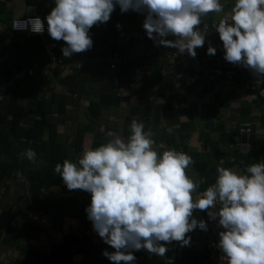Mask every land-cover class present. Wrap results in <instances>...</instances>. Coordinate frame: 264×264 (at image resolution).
Instances as JSON below:
<instances>
[{"label":"crops","instance_id":"obj_1","mask_svg":"<svg viewBox=\"0 0 264 264\" xmlns=\"http://www.w3.org/2000/svg\"><path fill=\"white\" fill-rule=\"evenodd\" d=\"M97 1L72 0V12L75 15L94 14ZM240 1L251 2L264 12V0ZM47 2L36 0V4L27 6L23 0H0V79H5L8 72L13 73L17 68L30 67L34 63L40 66L46 64L40 63L35 55V46L25 40L24 37L30 35L12 31L10 22L18 16L36 15L38 9L51 12ZM237 4V0H214L205 5L189 7L188 11L199 24L205 20L222 19ZM105 11L117 12L121 19L117 21L112 36H106L103 32V29L110 27L108 24L95 28L90 34L88 53L97 56L112 52L116 45L118 51L115 53L133 59L150 46L160 43L154 37L155 31L164 29L169 34L177 32L173 14L164 0H108ZM152 19H155L153 25L148 23ZM37 36L43 42L42 35ZM245 37L241 44L233 37L221 36L214 39L212 45H202V74L189 68L190 61L181 63L163 55L158 57L156 66L163 76L154 84V95L150 97L151 111L148 105L137 102L143 86L142 76L150 72V60H146V64L137 70L127 71L128 65H120V77L116 69L108 70L102 60L85 70L74 69L68 64L52 72L38 70L35 77L22 76L21 85L25 94L18 97L17 102L28 110L35 106L36 99L42 100L44 109L49 111L47 120L65 153L71 154L76 131L84 132L91 125L95 130L84 136L86 151H91V142L98 137V133L106 130L108 151L105 154L111 159L118 158V149L124 148L127 142L131 148L144 152L138 172L150 181L149 203L154 217L168 213L183 215L186 207L196 206L192 204L198 195L195 185L204 181V176L194 161L199 154L205 155L209 163L216 166V176L226 189L228 200L222 211L225 214L228 211L230 218H236L239 225L248 230L244 236L246 241L257 243L264 238V27L255 28L252 36ZM69 86L75 88L72 93L68 91ZM101 92H117L121 96L120 105H102L98 118L88 115L89 101L95 100ZM154 98L156 101L153 102ZM6 107L7 104L3 103L0 111L4 113ZM142 109L144 117L135 118L133 114H141ZM151 113L153 121L149 120ZM9 115L7 111L5 120H0V130L6 129ZM40 118L39 114L34 113L22 118L10 135L9 142L0 148V162L11 163L16 158L23 160L20 162L23 165L21 172L14 171L10 176L0 175V223L5 219L0 230V263L14 264L19 259L22 264H39L42 253L50 245L60 244L63 234L78 235L82 231L95 234L93 240L96 244L98 231L104 228L109 230L107 233L103 230L106 238L113 237L115 232L121 236L119 241L123 248L125 237L134 233L142 243L141 255L137 256L140 261L142 257L141 264H179L180 252H176V258H172L174 249L169 234L163 232L152 238L151 235L144 236L135 227L120 231L118 223L121 220L102 217L96 187L92 182L87 180L79 187L72 185L74 173L63 183L41 192L38 200L32 202L28 175L34 169L56 167V163L45 161L42 153L35 159L29 158L28 150L21 144L28 128L35 119ZM231 132L245 136V139L230 140L228 136ZM44 133L42 131L43 137ZM233 151L246 154L256 162L244 170L233 160L234 163L228 164L227 172L221 178V173L226 170L225 157ZM92 155L93 151L87 154V158ZM109 171L104 163L96 162L91 178L109 182L115 195L119 189ZM170 171L175 175L170 176ZM164 178L167 190L169 187L176 188L166 196L162 185ZM61 196L73 199L63 206L54 207L51 198ZM72 203L77 210H84L86 225H83ZM25 222L33 223L39 231L36 234L33 232L32 236ZM165 227L172 231V225L166 219ZM235 228L231 225L223 228L220 246L241 259L256 257L253 250L245 247ZM177 237L176 231L172 238ZM30 247L38 250L40 255L32 254ZM64 251L73 256V264H80L74 245L66 244ZM123 251L125 261L133 258L127 256L125 248ZM145 260L150 262L144 263ZM53 264H59V261Z\"/></svg>","mask_w":264,"mask_h":264},{"label":"trees","instance_id":"obj_2","mask_svg":"<svg viewBox=\"0 0 264 264\" xmlns=\"http://www.w3.org/2000/svg\"><path fill=\"white\" fill-rule=\"evenodd\" d=\"M23 1L27 6L36 4V0ZM46 1L49 2V6L51 9L53 6L52 0ZM107 1L108 0H98L94 8V14L81 13L75 15L71 9L72 0H69V13L71 21L70 33L73 36V41L70 45V52L65 58V65H70L71 62L80 53H88V40L90 38V34L95 28H99L102 27L104 24H108L110 27L108 29H103L104 34L106 36H112L115 34L117 21L120 20L121 17L120 14H118L117 12L113 13L105 11V3ZM164 1L168 5L169 9L172 10L171 3L169 2V0ZM188 9L189 7L185 9V12L187 13L186 15L188 22L193 26H200L204 21L199 24L195 22L192 19V16ZM34 16L40 17L44 23L45 30L42 34L43 42L42 39L39 38L37 35L24 38L26 41L31 42L35 46V55L36 57H38L40 63L44 64L48 62V56L46 55L43 47L44 41L59 42L60 40L58 19L52 11L48 13L42 11V9H38L36 15ZM177 16V14L173 15L174 20L175 18H177ZM205 21L209 24H216L220 23L222 19L218 21ZM149 22H151L153 25L155 24V19H152L151 21L148 20V23ZM261 27H264V24L253 25L245 29L243 28L241 30V35L235 33L231 37L238 40V42L241 44L243 41H245V39L242 40L245 36H252L254 34V29H259ZM175 34H169L166 31V33L163 35L162 40H159L160 43L169 44L171 36L175 37ZM219 37H221V35L215 36L211 44L203 43L202 45H212L215 41L214 39H218ZM113 47L114 48L112 52H110L111 55L118 51V47L116 45ZM57 50H62L61 44ZM200 50L201 48L199 49L198 53H200ZM117 54L121 58L120 62L116 65V70L119 77L122 75V73H120L119 75L120 65H128V67H126L127 71H129L130 69L137 70L138 67H141L143 64H146V60H150L148 61L150 62V72L142 76L143 78L141 79V81L143 86L142 89L139 90L140 93L138 95L137 100V102L139 104H143V106L150 105V97L154 95V84L156 81L162 80L163 76L161 70L158 69V67L156 66V60L161 55H154L152 57H149L146 55L145 52H142L141 55H139L138 57L134 56L132 59L126 57L125 55H120L119 53ZM176 61L180 62L178 59ZM92 66H85L77 70L89 69V67ZM105 66L109 70V64L105 63ZM189 68L192 69L194 72H197L198 74L201 73L203 71L202 61L200 69L198 71H195L191 65L189 66ZM21 70L22 68H17L16 71H14L17 72ZM13 73L8 72L5 79H0V85L8 83ZM21 78H18L16 81H14L13 87L7 85L6 89L2 92L3 98L0 100V106L4 103L7 104V107L4 113L0 111V120H5L7 111L10 114V120L9 123L7 122L5 124L6 129L0 130V148L4 145V143L9 142L10 135L14 133L15 127L19 125L22 118L27 115H30V113H34L36 115L39 114L41 118L35 119L34 124L28 128L25 135V139L21 142V144L24 148H26V150H28L29 158L35 159L40 153H42V157L45 161L56 163V167L54 169H34L32 170L31 174L28 175L30 180L29 192L32 202L38 200L39 194L41 192L63 183L68 179V177L72 173H74L72 185L74 187H79L87 180L92 182V184H94L96 187L97 202L104 208L102 217L106 220H121L118 223V227L119 229H121L120 231L135 227L139 228L144 233V236L151 235L152 238L158 236L160 233L166 232L167 234H169L168 237L172 241V249H174V255L172 258H176V252H180L179 264H207V252L205 250L204 240L205 234L207 232L205 220L208 208L201 202L206 198V195L200 198H198L197 195L195 202L196 206L186 207L183 215H171L170 213H168L161 215L160 217H154V214L151 212L152 209L149 203L151 196L149 191L150 181L146 176L138 172V165L145 155L144 152L139 149L131 148L130 143L127 142V145L124 148L118 149V158L111 159L109 156H107V154H105V152L108 151L106 145L107 133L105 130L101 132V134L98 133V137L92 140L91 151H93L94 155H92L91 158H87V154L89 155L91 151H86L84 149V136L86 133L94 132L95 129L92 127V125L90 127L87 126L84 132L76 131L72 143L73 145L71 154L63 152L61 150V144L57 141L56 132L53 131L50 126V122L47 120L49 111H46L44 109V104L42 100L36 99L35 106L33 108H28V110L17 102V98L22 97L25 94V89L21 85V83L23 82V79ZM74 86L68 87V91L70 93L74 91ZM120 102L121 96L117 92H101L95 100L89 101L88 115L98 118L102 113V105H108V107H111L113 105H120ZM63 105L64 103L62 104V106ZM155 111L156 113H158L159 110L157 107H155ZM127 116L129 117V115ZM156 120L157 118L155 119V121ZM42 131L45 132L44 137L42 135ZM147 132L148 127H146V133ZM228 138L230 140L239 141L245 139V136H239L238 133L231 132ZM85 151L87 153H85ZM233 160L238 162L237 165L242 167L244 170H248L249 166L251 164L253 165L256 162L252 161V159L246 154L244 155L237 151H233L225 157L226 170L221 173V178H224L225 173L227 172V166L228 164H231ZM20 162H23V160L19 158H16V161L11 163L0 162V175L6 174L10 176L14 171L21 172L20 170H22L23 165L20 164ZM96 162H99L102 165L104 163L107 168H109V172L112 173L114 177V182H116L117 187L119 189L118 194H113L109 182L100 181L98 178H91V172ZM194 165L196 166L198 171L204 176V181L198 183L197 185H195V187L197 188L198 193L200 191L206 192L209 185L214 182L217 177V168L216 166L211 165L209 163L208 158H206V156L202 154L198 155L197 159L194 161ZM120 169L122 170V174L127 177L130 187L139 186L137 196L132 195L133 191L132 189H130L129 186L122 187L120 175L118 174ZM168 173H171V171ZM174 175V173L170 174V176ZM162 185L164 196H166V194L171 190L176 189L174 187H169V190H167L166 178L162 179ZM1 187L2 182L0 181V188ZM168 195L170 194L168 193ZM71 199H73V197H52L51 204H53L54 207L57 208L59 206H63ZM72 206L75 207V210H77L74 203H72ZM76 213L80 215L79 218L82 221L83 225H86L87 217L85 215L84 210H77ZM7 216L8 213L6 214L5 218H7ZM147 216H151L153 220L145 224ZM165 219L172 225V231L166 229ZM4 221L5 219L0 223V230L1 225L4 223ZM24 224L29 227L30 234H32V236L33 232H35L34 234H36L39 231V229L36 228L33 223L25 222ZM176 231L178 233V237L172 238V235ZM94 236L95 234L89 235L85 231H82L78 235L72 233L63 234L62 241L60 244L50 245L49 247H47V250L42 253L39 264H53L54 261H59V264H73V256L64 251L66 244L74 245V248H76L78 254V262L80 264H118L119 254L121 250H124V248L126 249L125 252L128 257L136 258L137 256L141 255L139 253L142 243L139 239H136L135 237L126 236L124 241L125 246L123 248L120 247L121 242L120 244H113L116 243L121 237L120 235L118 236L117 232L113 233V237H99L96 244L93 240ZM107 241L108 243H105ZM30 251L32 254H36V256L40 255L39 251L33 247H30ZM235 258L236 263L239 264L240 261L238 256L235 255ZM141 261L139 259L140 263ZM148 262L150 261H144V263ZM14 264H22V261L16 259L14 261Z\"/></svg>","mask_w":264,"mask_h":264},{"label":"built area","instance_id":"obj_3","mask_svg":"<svg viewBox=\"0 0 264 264\" xmlns=\"http://www.w3.org/2000/svg\"><path fill=\"white\" fill-rule=\"evenodd\" d=\"M214 0H169L171 3V9L177 14L175 19L176 23V36H171L169 44L159 43L157 45L150 46L145 50L147 56L152 55H165L167 58L173 60L190 61L192 68L195 71L200 69L201 58L199 49L203 43L211 44L215 36H229L238 33L241 35V30L253 25L264 24V12L259 11L251 2L237 0L238 4L232 11H228L222 17V21L216 24H209L204 21L200 26H193L188 22L187 13L185 9L187 7L205 5ZM53 6L51 11L57 16L58 28L60 34V40L57 41H44L43 47L46 55L48 56V63L42 67L44 72H48L64 65V61L68 53L70 52V45L73 41V36L70 33V11L69 0H52ZM10 28L15 32H23L26 35H42L44 33V23L38 16H18L11 20ZM166 30L159 29L155 31L154 37L156 40H162ZM60 44L62 50L58 51ZM102 60L109 64L110 69H114L120 62L121 58L117 53H107L102 56H97L91 53H80L70 64L74 69H81L85 66H92ZM39 68L37 64H34L31 68L25 69L29 75H34L36 69ZM23 70L17 71L12 74L9 82L0 85V100L3 98L2 92L6 89L7 85L14 86V81L22 76ZM118 174L120 175L122 187L129 186L128 179L122 174L120 169ZM264 181V175L262 176ZM130 187V186H129ZM139 186H131L132 195H138ZM206 195V198L202 200V204L207 206L208 212L205 220L206 234H205V250L207 252L206 262L207 264H237L235 255L228 250L223 249L219 244L220 234L226 225H231L237 228L238 237L243 241L246 248L253 250L256 257L247 259H241L238 256L239 264H264V238L260 242L253 243L246 241L244 236L248 232L247 229L239 225L236 218H230L228 211L226 214L222 211V208L227 198L226 189L222 184V181L218 176L215 181L212 182L207 188L206 192L200 191L198 198ZM196 200L192 203L195 204ZM196 205V204H195ZM153 218L147 216L145 224L151 222ZM235 228V229H236ZM246 242V243H245ZM135 262L131 260V263Z\"/></svg>","mask_w":264,"mask_h":264},{"label":"rangeland","instance_id":"obj_4","mask_svg":"<svg viewBox=\"0 0 264 264\" xmlns=\"http://www.w3.org/2000/svg\"><path fill=\"white\" fill-rule=\"evenodd\" d=\"M47 3H49V2H47ZM173 14H175V11H173V10H170ZM12 17V16H11ZM237 52H239L238 51V49L236 50ZM238 59V58H237ZM191 66H192V64H191ZM154 100L156 101V98H154V99H152V101L154 102ZM160 101V100H159ZM148 108H149V111H151L153 108L150 106V105H148ZM141 111V114L139 113V114H137L136 116L133 114V116L135 117V118H142V117H144L143 115H142V113H143V109L142 110H140ZM151 117H149V120H151V121H153L154 120V118H152L153 117V114L151 113V115H150ZM132 122L133 123H135V120H132ZM120 125V124H119ZM99 208H100V210L102 211V214H103V212H104V208L100 205L99 206ZM97 216H99V215H97ZM101 227V226H100ZM107 233L109 230H105L104 228L102 229H100L99 231H98V235H99V237H103L104 236V234H105V232ZM80 234V233H79ZM131 235H132V237H135L134 236V233H131ZM110 242V241H109ZM105 243H108V241L107 242H105ZM117 244H120V241L118 240L117 242H116ZM135 258V257H134ZM125 259V256H124V251L123 250H121V252H120V254H119V263L118 264H129L128 262H129V260H124ZM137 259V264H139V259H138V257L136 258ZM141 264V263H140Z\"/></svg>","mask_w":264,"mask_h":264},{"label":"clouds","instance_id":"obj_5","mask_svg":"<svg viewBox=\"0 0 264 264\" xmlns=\"http://www.w3.org/2000/svg\"><path fill=\"white\" fill-rule=\"evenodd\" d=\"M173 15H174V14H173ZM175 15H176V14H175ZM175 19H176V18H175ZM174 22H175V20H174ZM175 24H176V23H175ZM175 28H176V26H175ZM10 29H11V28H10ZM14 32H15V31H14ZM19 33H23V32H19ZM24 34H25V33H24ZM35 35H39V34H35ZM30 36H31V35H30ZM57 42H58V41H57ZM59 47H60V46H59ZM48 60H49V59H48ZM47 63H48V62H47ZM47 63H46V64H47ZM34 64H37V65L39 66V68L36 69L34 75H29V74L25 71V69L31 68ZM34 64H33L32 66H30V67L22 68V70H23V72H22V73H23L22 76L25 75V76H28V77H35V76L37 75V71H38V70H44V69H42L43 66H40L38 63H34ZM46 64H45V65H46ZM45 65H44V66H45ZM64 65H65V63H64ZM64 65H63V66H64ZM94 65H95V64H94ZM61 67H62V66H61ZM58 68H60V67H57L56 69H58ZM115 69H116V67H115L114 69H110V68H109L110 71H113V70H115ZM54 70H55V69H54ZM54 70H51V71H49V72H52V71H54ZM14 73H15V72H14ZM22 76H21V77H22ZM21 77H20V78H21ZM128 260H129V262H128L129 264H137V259L134 258V257H133V258H130V259H128ZM131 260H133V261H135V262H132V263H131Z\"/></svg>","mask_w":264,"mask_h":264}]
</instances>
